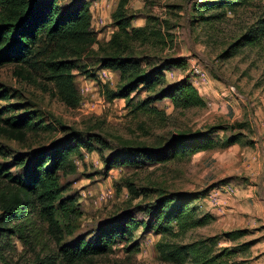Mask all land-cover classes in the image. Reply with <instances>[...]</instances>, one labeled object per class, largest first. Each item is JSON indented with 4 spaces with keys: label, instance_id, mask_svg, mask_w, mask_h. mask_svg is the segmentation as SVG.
<instances>
[{
    "label": "rangeland",
    "instance_id": "1",
    "mask_svg": "<svg viewBox=\"0 0 264 264\" xmlns=\"http://www.w3.org/2000/svg\"><path fill=\"white\" fill-rule=\"evenodd\" d=\"M86 1L95 33L93 41L45 45L40 50V61L62 50L66 55L56 60L76 66L72 71V93L61 92L44 69L25 67L31 72L26 78L16 74V65L0 67V87L10 97L0 98V116L35 115L41 125L40 132L29 133L23 143L0 135V170L8 169L19 176L22 169L15 163L20 158L28 160L33 152L51 149L61 142L69 144L72 134L84 140L96 137L106 144L93 141V151L81 147L71 155L76 171L62 173L63 197H73L81 213L71 218L69 230L65 228L62 245L83 237L91 239L99 225L123 213L134 214L139 224L147 221L148 214L141 209L155 201L159 192L205 194L193 205L213 220L178 236L144 235L140 225L132 242L120 240L111 253L84 264H176L163 256L160 245L185 246L210 238L217 243V249H242L236 257L241 264H264V38L255 46L242 47L232 56L223 57L264 18V0L228 10L221 19L209 22H197L193 10L204 0ZM74 2L61 0L60 6L71 8ZM120 12L131 20L132 29H147L145 38H122V46H128L125 56L148 59L153 64L168 58L183 60L182 65L171 69L175 77L167 78L166 85L152 92L134 93L129 104L109 98L108 94L120 85L119 76L111 72L109 80L103 82L97 74L102 68L100 61L116 51L112 38L119 29L114 16ZM194 65L210 78V86L199 92L205 108L175 109L166 99L155 104L159 114L151 110L135 112L139 102L165 90L168 83L190 77ZM230 87H235V94L230 93ZM5 126L0 121V129ZM213 128L219 131L220 139L238 135L240 140L199 152L190 159L107 171L104 158L114 151L125 154L128 148L160 149L178 135L207 134ZM128 183L139 191H150L148 197L134 199ZM227 189L234 192L228 193ZM104 190H111L113 197L97 204L95 199ZM211 196L218 198V205L210 201ZM33 221L27 241L18 237L2 241L0 264H69L60 255L61 245L48 225L36 214ZM232 231H244V236L237 240L225 236ZM148 237L150 246L146 245ZM134 243L139 246L132 248Z\"/></svg>",
    "mask_w": 264,
    "mask_h": 264
},
{
    "label": "trees",
    "instance_id": "2",
    "mask_svg": "<svg viewBox=\"0 0 264 264\" xmlns=\"http://www.w3.org/2000/svg\"><path fill=\"white\" fill-rule=\"evenodd\" d=\"M61 0H0V67L13 64L19 68L17 75L31 76V70L44 69L49 79L64 94H70L72 89V71L76 66L66 62H59L65 56L61 50L59 54L40 61L43 46L58 43L80 42L89 39L93 41L95 33L92 30V17L86 0H75L71 8L63 9ZM255 0H204L193 7L197 22L219 20L228 10L234 11ZM219 11L218 14L206 17L209 12ZM119 33L114 35L112 42L116 51L107 55L101 62V69H109L119 75L120 85L115 92L109 93L110 100H125L132 102V95L142 90L155 91L157 87L166 85L167 73L176 66L183 64L179 58L164 59L157 64L150 60L125 56L124 38L133 35L145 38L146 27L132 29L131 20L124 13L114 16ZM123 38V40H122ZM264 38V18L259 19L254 27L249 28L242 40L234 44L223 57L232 56L238 49L245 46H255ZM126 42V41H125ZM62 48H64L62 46ZM26 67V68H25ZM25 74V75H24ZM89 77L94 74L85 71ZM0 98L8 100L10 97L0 87ZM169 100L175 109L205 108L206 102L199 91L192 85L190 77L168 83L165 90L146 98L135 107L137 111H149L159 114L155 104L158 101ZM37 116L24 114L20 117L5 118L0 116L6 126L0 129V135L18 142H25L29 133L37 134L41 130ZM224 129V128H223ZM222 129V130H223ZM219 131L203 134L178 135L170 140L163 148L150 149L146 147L128 148L125 154L114 151L104 158L107 171L116 167H137L144 164H164L171 160L190 159L199 152L212 150L221 146H230L239 142L238 135L218 138ZM216 137V138H214ZM105 145L96 137L87 140L76 134L69 137V144L61 142L51 149H40L29 155L28 160L20 158L15 166L22 169V174L14 176L8 169L0 170V244L12 237L27 241L31 237L30 226L33 218H37L48 225L51 235L61 245L59 252L69 264H84L96 257L105 256L112 252L113 246L120 240L132 242L134 232L140 225L144 235L158 233L165 236L186 233L210 224L213 217L203 213L193 205L205 194L159 192V197L147 207L142 208L148 214V220L140 224L132 213L122 214L113 221L98 226L91 239L86 237L69 244H63L64 230H69L71 218L80 216L79 208L73 197L64 198L65 188L61 185L62 173L75 172L71 163L72 153L81 147L89 151L95 150L92 142ZM2 155V153H0ZM28 161V162H27ZM68 169V170H67ZM4 180V183L2 184ZM128 188L134 199L140 196L148 197L150 191H139L133 184ZM206 197V196H205ZM178 229L175 233V229ZM232 240L244 236V231H232L225 235ZM134 243L133 247H138ZM213 238L196 241L192 244L180 246L160 245L165 258L176 264H241L236 257L242 249H217ZM2 246L0 245V250ZM130 249V248H129Z\"/></svg>",
    "mask_w": 264,
    "mask_h": 264
},
{
    "label": "built area",
    "instance_id": "3",
    "mask_svg": "<svg viewBox=\"0 0 264 264\" xmlns=\"http://www.w3.org/2000/svg\"><path fill=\"white\" fill-rule=\"evenodd\" d=\"M98 78L101 79L103 82H106L109 80V76L111 75V71L109 69H100V71L97 73ZM175 77L174 72L171 70L167 73V78L168 79H173ZM191 83L192 85L199 91L202 92L201 88H207L210 86V78L208 77L207 73L205 70H203L201 67L194 65L192 67V74L190 76ZM230 93L235 94V87H230L229 88ZM227 192L233 193L234 190L232 189H227ZM113 197V192L111 190H104L100 194L97 195L95 202L97 204L103 203L108 201ZM217 197L216 196H211L210 201L216 205L219 203L217 202ZM151 239L148 237L146 241V245L150 246L151 245Z\"/></svg>",
    "mask_w": 264,
    "mask_h": 264
},
{
    "label": "crops",
    "instance_id": "4",
    "mask_svg": "<svg viewBox=\"0 0 264 264\" xmlns=\"http://www.w3.org/2000/svg\"><path fill=\"white\" fill-rule=\"evenodd\" d=\"M114 74H116V73H114ZM117 76H119L118 74H116Z\"/></svg>",
    "mask_w": 264,
    "mask_h": 264
}]
</instances>
